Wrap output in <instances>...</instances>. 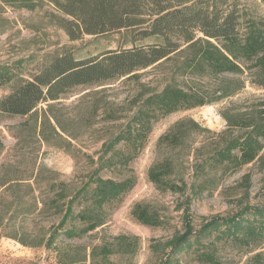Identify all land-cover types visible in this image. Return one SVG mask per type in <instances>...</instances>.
<instances>
[{"label": "trees", "instance_id": "1", "mask_svg": "<svg viewBox=\"0 0 264 264\" xmlns=\"http://www.w3.org/2000/svg\"><path fill=\"white\" fill-rule=\"evenodd\" d=\"M2 2L27 9L47 2L56 10L50 14L53 23L71 41L111 33H120L125 39L126 48L88 59L79 60L71 52L50 55L31 79L0 67V88L11 87L0 98V113L30 116L36 125L41 120L43 136L57 132L52 120L60 127V118L52 114L54 107L75 88L100 86L122 78L139 81L141 71L169 64L177 67L179 76L189 77L195 85L184 89L170 83L159 91L140 94L138 109L124 128L103 145L98 167L88 180L72 194L64 182L54 186V204L68 201L60 223L51 231L49 248L57 246L61 237L83 238L106 225L110 208L117 206L134 188L136 179L134 176L122 181L105 179L101 172L118 166L128 169L143 151L158 120L181 110L235 97L245 86L241 77L246 73L254 86L264 88V22L246 18L237 0ZM207 79L216 81L214 90L202 86ZM41 104L47 108L40 111ZM239 124L244 133L220 143L213 154L197 163V174L202 176L213 170L236 173L251 164H257L264 174V110L260 112V120L240 119ZM203 132L209 129L193 120H183L161 137L160 142L176 148L186 144L191 135ZM174 168V162L167 159L152 167L148 178L157 188L185 195L189 190L186 182L178 185L168 180ZM251 181V173L243 176L245 198L236 213L206 219L199 230L193 225L188 198L183 205L184 231L164 244L151 246L152 252L161 258L158 264H184L189 255H194L199 264H224L223 253L229 247L247 257L245 264H264V193L262 200L252 205ZM191 191L199 192L197 185L191 186ZM76 206L82 207L76 210ZM133 217L145 226L163 224L159 216L141 204L135 206ZM139 242L136 237L118 236L112 242L94 247L89 254L90 264H112L109 258L116 254L134 257ZM74 250L66 251L69 261L65 264H87L86 251Z\"/></svg>", "mask_w": 264, "mask_h": 264}, {"label": "rangeland", "instance_id": "2", "mask_svg": "<svg viewBox=\"0 0 264 264\" xmlns=\"http://www.w3.org/2000/svg\"><path fill=\"white\" fill-rule=\"evenodd\" d=\"M237 1L246 18L264 22L261 0ZM55 12L47 2L27 9L0 0L1 68L8 67L17 75L31 79L45 65L46 58L55 53L71 52L82 60L127 47L120 33L71 41L53 23L50 14ZM140 73L139 81L122 78L100 86L78 87L63 96L52 112L60 118V127L52 120L57 131L52 135H41V120L36 125L30 116L0 113V264H65L69 261L66 251L74 249L85 250L90 264L92 249L118 236L138 238V252L134 257L113 255L109 258L112 264H158L161 258L152 252L151 246L164 244L184 231L183 205L188 198L196 230L206 219L238 211L240 201L245 198L241 184L245 174H252L250 203L257 205L262 200L264 174L257 164L245 166L236 173L213 170L201 176L196 172V164L213 154L220 143L244 133L238 126L240 119L260 120L264 88L254 86L246 73L241 77L245 86L235 97L161 118L154 123L143 151L128 169L118 166L101 172L105 179L122 181L129 176L136 179L134 188L117 206L110 208L104 227L83 238L61 237L57 246H47L68 201L54 204V186L64 182L72 194L88 180L98 167L103 145L124 128L138 109L140 94L159 91L170 83L184 89L195 86L189 77L179 76L172 64ZM201 84L209 90L216 88L214 79ZM10 88V85L0 88V98ZM46 108V104L39 106L40 111ZM183 120H193L209 132L193 134L186 144L176 148L161 143V137ZM167 159L175 164L168 180L178 185L186 182L189 190L185 195L157 188L149 180L150 169ZM193 185L199 189L196 194L191 191ZM138 204L151 209L163 224L159 227L140 224L133 217ZM81 207L76 206V210ZM223 259L224 264L247 261L245 255L231 247L225 250ZM184 260V264H199L194 255Z\"/></svg>", "mask_w": 264, "mask_h": 264}]
</instances>
